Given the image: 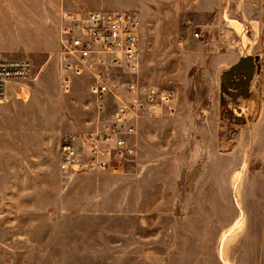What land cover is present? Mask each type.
I'll list each match as a JSON object with an SVG mask.
<instances>
[{
    "label": "rangeland",
    "instance_id": "rangeland-1",
    "mask_svg": "<svg viewBox=\"0 0 264 264\" xmlns=\"http://www.w3.org/2000/svg\"><path fill=\"white\" fill-rule=\"evenodd\" d=\"M36 1L0 0V46L20 42ZM41 1L58 44L63 12L135 14L126 79L173 88L174 113L136 120L132 165L68 177L60 139L97 112L74 97L89 92L61 91L58 45L0 102V264H264V0Z\"/></svg>",
    "mask_w": 264,
    "mask_h": 264
},
{
    "label": "built area",
    "instance_id": "built-area-1",
    "mask_svg": "<svg viewBox=\"0 0 264 264\" xmlns=\"http://www.w3.org/2000/svg\"><path fill=\"white\" fill-rule=\"evenodd\" d=\"M139 20L128 11L63 12L59 26L60 87L70 93L75 85L95 100L97 119L81 134H67L59 142V169L69 175L90 171H121L136 154L132 140L141 117L163 111L173 114L176 91L169 87H146L139 91L128 75L139 69ZM196 37L202 36L195 33ZM26 58L0 55V100L14 85L31 78ZM127 95V98L122 97ZM116 101L105 115L106 99Z\"/></svg>",
    "mask_w": 264,
    "mask_h": 264
},
{
    "label": "crops",
    "instance_id": "crops-1",
    "mask_svg": "<svg viewBox=\"0 0 264 264\" xmlns=\"http://www.w3.org/2000/svg\"><path fill=\"white\" fill-rule=\"evenodd\" d=\"M34 3V8H37L36 11L33 12L35 15L33 19V23L31 27H24L26 23L23 24L22 29L20 28V42L18 44H14L13 46H0V55L7 58H26L30 61L32 70L39 71L38 74L42 73L46 66L50 62V57L52 56L53 52L58 48V14L53 15L52 8L48 5L45 1L37 0ZM19 7L21 11L26 12L25 9L27 8L26 4L20 3ZM27 10V9H26ZM19 11V12H21ZM42 14H44L42 16ZM23 23V22H22ZM13 26L6 27L4 31L8 36L12 35V28ZM7 36V37H8ZM24 56V57H20ZM26 56V57H25ZM139 56H140V48H139ZM140 61V57H139ZM41 78V77H40ZM75 98L79 100L86 101L87 98H91V94L81 95L76 94L74 95ZM92 102H90V106L92 105V110H95V100L92 97ZM83 107L84 104L82 103ZM95 115L89 114L86 119L81 120L77 125H70L68 127L69 130H72L73 133H79L83 131L86 126L90 125V127L95 122ZM80 134V133H79ZM133 142L135 143L136 151L138 152V140H137V131L132 137ZM137 152L135 158H131L128 160L127 164L132 165V160L136 159ZM59 167V165H58ZM60 170V169H59ZM95 172H88V173H80L75 175L69 176H78L81 174L86 177H93Z\"/></svg>",
    "mask_w": 264,
    "mask_h": 264
},
{
    "label": "bare ground",
    "instance_id": "bare-ground-1",
    "mask_svg": "<svg viewBox=\"0 0 264 264\" xmlns=\"http://www.w3.org/2000/svg\"><path fill=\"white\" fill-rule=\"evenodd\" d=\"M3 100H0V102H2Z\"/></svg>",
    "mask_w": 264,
    "mask_h": 264
}]
</instances>
